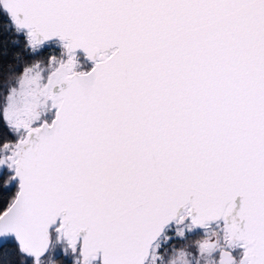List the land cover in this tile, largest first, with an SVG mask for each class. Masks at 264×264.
<instances>
[{"label":"snow or ice","instance_id":"1","mask_svg":"<svg viewBox=\"0 0 264 264\" xmlns=\"http://www.w3.org/2000/svg\"><path fill=\"white\" fill-rule=\"evenodd\" d=\"M0 264H264V0H0Z\"/></svg>","mask_w":264,"mask_h":264}]
</instances>
